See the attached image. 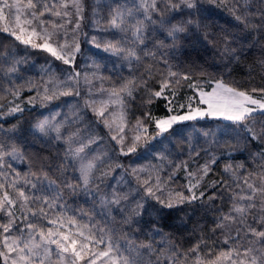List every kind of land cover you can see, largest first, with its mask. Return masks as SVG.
Masks as SVG:
<instances>
[{
	"label": "snow or ice",
	"instance_id": "snow-or-ice-1",
	"mask_svg": "<svg viewBox=\"0 0 264 264\" xmlns=\"http://www.w3.org/2000/svg\"><path fill=\"white\" fill-rule=\"evenodd\" d=\"M205 3L226 8L235 31L213 37L203 23ZM89 9L104 36L89 40L84 33L85 42L115 57L113 70L126 67V76H105L102 58L92 59L90 73L75 70ZM0 34L67 66L59 75L42 68L46 79L20 83L27 57L0 51V264H264V88L198 80L173 62L193 37L222 44V55L238 60L245 45L264 41V0H0ZM185 84L193 95L177 106ZM62 97L83 99V108L79 99L65 101L70 115L63 120L57 111L30 129L10 124L24 105L46 107ZM137 100L146 110L133 124ZM158 100L167 115L148 110ZM205 119L227 123H198ZM100 124L115 159L92 149L102 139ZM37 143L55 147V157L41 155ZM149 156L127 166L121 159ZM222 160L221 179L208 185L216 191L207 195L200 189ZM181 171L186 184L172 187ZM196 201L218 214L210 234L184 248L162 235L157 221L165 210ZM146 229L150 239L137 243L133 233Z\"/></svg>",
	"mask_w": 264,
	"mask_h": 264
},
{
	"label": "trees",
	"instance_id": "trees-1",
	"mask_svg": "<svg viewBox=\"0 0 264 264\" xmlns=\"http://www.w3.org/2000/svg\"><path fill=\"white\" fill-rule=\"evenodd\" d=\"M205 7L208 11L204 14L206 19L203 21L204 25H206V30L212 34L213 37L219 36L223 31H227L228 33L234 32L233 25L235 21L231 18L226 8L216 7L214 5L205 3ZM88 14L91 15L90 9ZM87 17V16H86ZM86 21V19H85ZM84 21V22H85ZM203 31L199 34L200 39H203ZM251 38H249L250 40ZM13 41L11 38L0 34V51L2 49L8 48L11 46ZM237 48L241 46L239 44L235 45ZM223 48L222 44L213 45L211 43H197L196 37H193L188 43L185 44L183 50L180 53H176L174 63H179L182 71L192 70L196 78L198 80H207L211 78L219 79L223 77L225 82L227 83H235L241 89H251L252 87L264 88V41H261L255 46L245 45L242 50L239 52V59H232L226 55H222L221 50ZM35 54H43L40 51H33ZM203 73V76H201ZM128 74V70L126 75ZM193 95V92L190 91L185 84L184 87L180 90L179 96L177 98V106L179 103H186L185 98L187 96ZM135 109V115L139 116L146 110L145 108L140 106V101L137 100L135 105L132 107ZM153 116L162 117L167 115V111L164 107V101L158 100L156 103L151 105L150 109ZM28 123L25 124V128L29 126ZM150 123V122H149ZM189 125L197 122H187ZM200 125H204L205 127H215L216 124L222 123L219 121H199ZM152 130L155 129L154 125L151 126ZM178 129L183 128L184 125H177ZM167 135V134H166ZM173 140V143L176 144L178 138L169 137ZM60 149L63 148V145L56 146ZM187 146L185 145V148ZM35 149L41 150V155H48L55 157L56 148H42L40 144L34 145ZM178 148V146H177ZM259 146L256 149H250L252 151L258 150ZM30 152L32 149L29 150ZM112 153L113 159L116 158L117 153L112 150V147H107V150ZM184 157L182 156L181 159ZM247 158V153H244V156L241 157L237 155L235 157L236 162H239L242 159ZM124 164L127 166L130 162L134 161L135 164H144L147 163L148 160L151 159V156L147 157V159H139L135 160V158H121ZM204 162L203 157L199 160V163L202 164ZM251 161L249 160V163ZM224 161L222 160L220 164L216 165L208 177H206L204 181V186L200 189V191H206L207 195H211L213 191L216 189L208 188V185L213 180L221 179V170L223 167ZM121 170H117V175L120 174ZM53 177L56 175L55 171L50 174ZM186 184L185 174L181 171L178 174V177L172 187L180 188L178 186H183ZM199 195V192H197ZM69 203H72L74 200H77L75 197H67ZM207 199V197H205ZM78 202L83 204V197L78 199ZM217 206L220 205V201H216ZM87 207V205H84ZM158 207V206H157ZM224 210L227 211V205H225ZM214 210H206L205 207L201 206L200 201H196L191 205H183L177 209H173L170 212L165 210L162 214V218H160L157 223L159 226V230L162 235L169 237L172 241L176 242L179 245H182L184 248H188L193 245L196 240L206 234H210V228L212 226V222L214 216L217 215ZM156 214L153 213L151 216L145 215L144 220L148 221L150 219H155ZM133 237L136 239L137 243L147 242L150 239V233L147 229L144 233L135 232L133 233ZM159 240V237L156 238Z\"/></svg>",
	"mask_w": 264,
	"mask_h": 264
},
{
	"label": "rangeland",
	"instance_id": "rangeland-1",
	"mask_svg": "<svg viewBox=\"0 0 264 264\" xmlns=\"http://www.w3.org/2000/svg\"><path fill=\"white\" fill-rule=\"evenodd\" d=\"M88 2L92 3V0H88ZM91 20L92 17L90 14H88L86 17V21L84 22L83 25V32L81 34V47L83 50V55L77 57L75 70L81 71L82 74L84 72L90 73L92 69L88 67V65L91 64L92 59L102 58V63L106 66L104 69H102V72L105 76L111 74L113 76V79L116 78V73H121L122 75L126 76L128 70L126 67L123 69L117 67L113 70V64L117 62L115 57H110L108 56V54L95 49L92 45L85 42L86 38L84 36V33H87V39L89 40L91 39L92 35L104 36V33L96 32L94 30L91 24ZM5 50L15 52L21 57H27V64L22 66L24 70L20 73L21 76L20 83H23L28 80H33L34 82L38 83L41 81L42 78L46 79L47 76L42 72V68L45 67L51 66V68L56 71L57 75L60 74V70L67 69V66L63 65L59 61H54L53 58L48 54L46 53L35 54L33 50L25 49L24 46L22 45L14 46V42L11 43L10 47L2 49L1 51H5ZM94 53H96L97 55L94 56L93 55ZM104 83L106 87L111 86L110 81H105ZM96 87L99 88V82H97ZM84 92L86 95L87 89H84ZM24 95L27 96L29 95V93L25 92ZM78 99H79L80 107L83 108L84 100L75 97H62L61 99L53 101L52 103L48 104L46 107H41L39 103H37L35 107L24 105L26 110L22 114H17V119L10 120V124L19 122L22 125V127L25 128V124L28 123L29 120L30 122L27 128L30 129L31 126L35 124L38 120H41L44 117L51 116L57 111L62 113V115L57 117V119L63 120L65 115H70L68 104H66L65 101H68L69 103H75ZM134 110H135L134 108L133 110L131 108L129 113V119L133 124L135 123L136 118L139 116L138 114L136 115L134 114L135 113ZM88 116L92 119L93 126L95 128L96 127L95 118L92 117V114L90 112L88 113ZM205 120L216 121L211 119H205ZM205 120H201V121H205ZM222 123H227V122H222ZM152 131L154 132L155 129ZM98 134L102 137V139L97 144L92 145V149L94 151L95 150L106 151L107 147H112L111 143L108 140L107 130L104 129L102 124L98 126ZM16 166L21 170H25L27 168V164L24 165L17 164ZM178 187L181 188L182 186H178Z\"/></svg>",
	"mask_w": 264,
	"mask_h": 264
}]
</instances>
